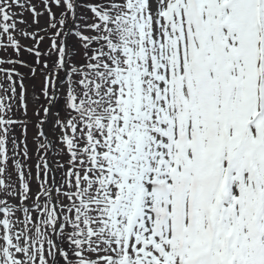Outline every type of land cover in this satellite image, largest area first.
I'll list each match as a JSON object with an SVG mask.
<instances>
[{
    "label": "snow or ice",
    "instance_id": "1",
    "mask_svg": "<svg viewBox=\"0 0 264 264\" xmlns=\"http://www.w3.org/2000/svg\"><path fill=\"white\" fill-rule=\"evenodd\" d=\"M0 49V264H264V0H0Z\"/></svg>",
    "mask_w": 264,
    "mask_h": 264
},
{
    "label": "rangeland",
    "instance_id": "2",
    "mask_svg": "<svg viewBox=\"0 0 264 264\" xmlns=\"http://www.w3.org/2000/svg\"><path fill=\"white\" fill-rule=\"evenodd\" d=\"M36 2L38 3V0H36ZM38 10H40V9H38ZM16 11H19V9H17ZM23 19H25L29 24H31V22H32L31 13L26 12L24 14ZM45 19H46V17H42L41 18V25L45 24ZM20 27H23V26H20ZM33 27H35V25ZM41 34H43V33H41ZM17 38L20 39V42L22 44L30 45L32 43L30 40L23 39V38H21L19 36ZM6 42L7 41L5 39V43ZM42 46H43V48H46L47 47V41H45L42 44ZM3 57L8 58L6 53H4V50L0 49V58H3ZM35 84H36V86H39V84H40V79L39 78L36 79ZM28 91H29V95H31V93L33 92V83H31L28 86ZM32 134H33V129L30 128L29 129V148H30V152H31V155H32V159L30 161H28V163L32 166V171H33V175H34L35 174V164L38 162V159H37V156H36V144H35V142L32 139ZM48 135H49L50 139H52V141H54V143H53V145H54L53 152L58 151L59 150V145L56 144L55 136L52 133L50 125H49ZM41 154H43V150H41ZM46 158L50 160L51 164H53L54 167H55L54 163L57 162V160H59L60 163H63V162L66 161V157L65 156H55V155H53L52 152H49ZM55 169H56V167H55ZM32 187H33V191L35 192L36 191V182L35 181H33Z\"/></svg>",
    "mask_w": 264,
    "mask_h": 264
},
{
    "label": "trees",
    "instance_id": "3",
    "mask_svg": "<svg viewBox=\"0 0 264 264\" xmlns=\"http://www.w3.org/2000/svg\"><path fill=\"white\" fill-rule=\"evenodd\" d=\"M4 53H6V55H7L8 58L3 57V58H0V59H4V60H7V59H17L14 51L11 50V49H8L7 51H4ZM20 58L21 59H24V60H26V61H28L30 63L32 61V57L29 56L27 53H24ZM0 67L10 68L12 66L11 65H0ZM16 71L21 72V73H23L25 75V84L28 87L32 83L31 80L28 78L29 77V70L26 69V68L20 67V66H16ZM0 83H4L5 85L7 84V81L4 79L3 74H0ZM13 118H17V116H14ZM16 135H19V133L17 132ZM53 143H54V141H53ZM66 159H67V157H66ZM54 165L56 167V162L54 163ZM57 171H58L57 173H58V175L60 177L62 175V170H57Z\"/></svg>",
    "mask_w": 264,
    "mask_h": 264
},
{
    "label": "water",
    "instance_id": "4",
    "mask_svg": "<svg viewBox=\"0 0 264 264\" xmlns=\"http://www.w3.org/2000/svg\"><path fill=\"white\" fill-rule=\"evenodd\" d=\"M49 161V160H48ZM49 163H50V161H49ZM50 165H51V167L54 169V167H53V165L50 163ZM53 175H55L56 177H57V179H58V176H57V173H56V171L54 172V173H52Z\"/></svg>",
    "mask_w": 264,
    "mask_h": 264
}]
</instances>
